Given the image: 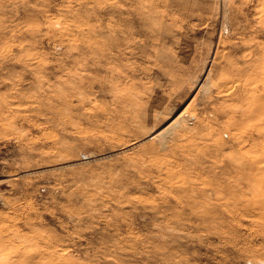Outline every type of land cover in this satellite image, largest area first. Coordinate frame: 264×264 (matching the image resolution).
<instances>
[{
  "label": "rangeland",
  "instance_id": "374dc122",
  "mask_svg": "<svg viewBox=\"0 0 264 264\" xmlns=\"http://www.w3.org/2000/svg\"><path fill=\"white\" fill-rule=\"evenodd\" d=\"M263 43L264 0H0V264H264Z\"/></svg>",
  "mask_w": 264,
  "mask_h": 264
},
{
  "label": "bare ground",
  "instance_id": "6f19581e",
  "mask_svg": "<svg viewBox=\"0 0 264 264\" xmlns=\"http://www.w3.org/2000/svg\"><path fill=\"white\" fill-rule=\"evenodd\" d=\"M259 5H260V4H259ZM260 6H261V5H260ZM261 7H262V6H261ZM263 45H264V43H263ZM260 46H261V45H260ZM262 47H263V46H262ZM7 49H8V48H7ZM9 49H10V48H9ZM6 51H7V50H6ZM8 51H9V50H8ZM256 79H257V78H256ZM263 79H264V78H263ZM257 80H258V79H257ZM253 82H254V80H253ZM263 83H264V82H263ZM258 85H259V84H258ZM260 86H261V85H260ZM258 88H259V87H258ZM262 91H263V90H262ZM219 92H220V91H219ZM219 92H218V93H219ZM221 92H222V91H221ZM221 92H220V93H221ZM220 93H219V94H220ZM261 100H262V99H261ZM258 101H259V99H258ZM256 103H257V101H256ZM261 103H262V101H261ZM261 103L259 102V104H261ZM259 104H258V107H259ZM259 108H261V107H259ZM0 110H1V109H0ZM2 110H3V109H2ZM256 111H257V110H255V113H256ZM263 114H264V113H263ZM253 115H254V114H253ZM258 115H259V114H258ZM259 117H260V116H259ZM254 118H255V117H254ZM261 118H262V117H261ZM257 120H258V119H257ZM263 120H264V119H263ZM263 120H262V121H263ZM260 121H261V119H260ZM262 121H261V122H262ZM153 135H154V134H153ZM241 135H242V134H241ZM150 137H151V136H150ZM239 137H240V136H239ZM241 137H242V136H241ZM237 138H238V137H237ZM256 140H257V139H256ZM247 141H248V140H247ZM247 141H246V142H247ZM251 141H252V140H251ZM248 142H249V141H248ZM242 143H244V142H242ZM30 264H38V263H30Z\"/></svg>",
  "mask_w": 264,
  "mask_h": 264
}]
</instances>
